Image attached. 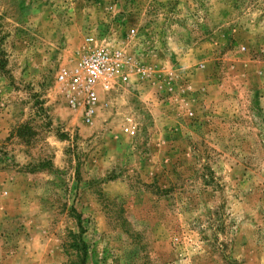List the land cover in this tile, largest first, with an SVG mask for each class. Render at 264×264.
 <instances>
[{
	"label": "rangeland",
	"instance_id": "obj_1",
	"mask_svg": "<svg viewBox=\"0 0 264 264\" xmlns=\"http://www.w3.org/2000/svg\"><path fill=\"white\" fill-rule=\"evenodd\" d=\"M101 50L128 79L89 118ZM81 236L87 264H264V0H0V264Z\"/></svg>",
	"mask_w": 264,
	"mask_h": 264
},
{
	"label": "built area",
	"instance_id": "obj_2",
	"mask_svg": "<svg viewBox=\"0 0 264 264\" xmlns=\"http://www.w3.org/2000/svg\"><path fill=\"white\" fill-rule=\"evenodd\" d=\"M67 75L68 72H63L60 79L64 80ZM115 76L124 80L128 79V75L122 68L121 53L101 50L85 56L76 72L70 75L69 102L75 106L80 95H83L82 99L90 118L98 99L96 84L103 79L105 88H109V81Z\"/></svg>",
	"mask_w": 264,
	"mask_h": 264
},
{
	"label": "trees",
	"instance_id": "obj_3",
	"mask_svg": "<svg viewBox=\"0 0 264 264\" xmlns=\"http://www.w3.org/2000/svg\"><path fill=\"white\" fill-rule=\"evenodd\" d=\"M79 225H80V228H81V234L82 232L84 231V226L82 224V221L80 220L79 221ZM80 242L82 243V246H81V250L78 252V261H75L77 264H87V255H88V245L87 243L85 242V240L82 238H80Z\"/></svg>",
	"mask_w": 264,
	"mask_h": 264
}]
</instances>
